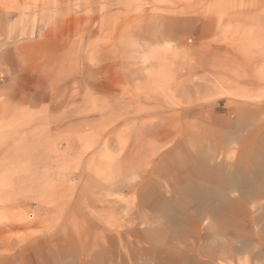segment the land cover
Returning <instances> with one entry per match:
<instances>
[{"label": "rangeland", "instance_id": "obj_1", "mask_svg": "<svg viewBox=\"0 0 264 264\" xmlns=\"http://www.w3.org/2000/svg\"><path fill=\"white\" fill-rule=\"evenodd\" d=\"M0 264H264V0H0Z\"/></svg>", "mask_w": 264, "mask_h": 264}]
</instances>
